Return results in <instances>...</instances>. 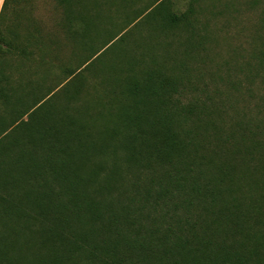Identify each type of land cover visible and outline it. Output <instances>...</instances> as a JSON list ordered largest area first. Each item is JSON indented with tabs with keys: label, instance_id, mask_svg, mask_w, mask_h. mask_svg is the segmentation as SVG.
<instances>
[{
	"label": "trees",
	"instance_id": "1",
	"mask_svg": "<svg viewBox=\"0 0 264 264\" xmlns=\"http://www.w3.org/2000/svg\"><path fill=\"white\" fill-rule=\"evenodd\" d=\"M194 2L188 0L187 8L176 12L171 0H148L123 20L131 25L142 16L146 27L154 28V33L147 30L151 35L179 32L191 26ZM7 3L4 0L0 11V25ZM75 4L85 5V0H73ZM73 11L65 13L67 21L92 18ZM86 27L65 31L73 42L108 33L110 42L124 33ZM101 48L59 77L43 54L38 61L27 56L31 66L18 63L17 52L33 51L0 30V142L14 141L12 128L25 125L50 130L47 136L63 138L60 143L74 138L78 144L59 154L48 152L49 148L38 161H31L22 148H0V264H256L252 252L227 240L203 218L199 202L206 175L192 140L166 165L152 170L104 163L88 166L84 173L68 168V162L86 153L82 138L94 148L111 145L113 152L129 149L130 142L119 139L136 134L155 132L171 144L182 136L191 138L187 121L195 102L183 100V79L172 67L136 74L107 67L111 105L101 112L94 108L96 114L87 117L68 114L72 132L59 124L51 106L50 112L38 113L55 93L74 84L79 71L105 53L82 67ZM70 99L62 104L70 105ZM25 115L32 124L23 119ZM261 229L259 239L264 237Z\"/></svg>",
	"mask_w": 264,
	"mask_h": 264
},
{
	"label": "rangeland",
	"instance_id": "2",
	"mask_svg": "<svg viewBox=\"0 0 264 264\" xmlns=\"http://www.w3.org/2000/svg\"><path fill=\"white\" fill-rule=\"evenodd\" d=\"M171 1L176 12L188 6V0ZM72 2L8 0L3 10L2 34L33 51L31 55L17 52L18 63L31 66L27 56L38 61L43 54L54 74L63 77L65 69L77 67L103 46L82 67L105 53L79 71L74 84L55 93L38 113L50 112L51 106L59 124L70 130L68 114L82 118L96 114L95 109H107L113 99L107 67L126 74L172 67L182 76L183 100L195 102V110L187 121L191 138L182 136L171 144L155 132L136 134V138H120L121 143L130 142V148L115 152L111 145L94 148L82 138L86 153L68 162V168L84 173L88 166L104 163L152 170L166 165L182 151L180 147L191 146L188 142L192 140L206 175L199 202L203 218L227 240L252 252L256 264H264V237H257L264 228V0H195L191 26L167 35L148 33L154 28H147L142 16L127 25L120 15L113 25L118 29H102L124 31L121 38L110 42V33L102 35L105 38L73 42L69 31L55 27L65 22L67 11L80 15L88 5L86 0L85 5ZM68 99L70 105L62 104ZM23 119L33 123L28 115ZM11 133L15 140L0 142V148H22L31 161L40 160L49 148L48 152L59 154L78 145L74 138H65L64 143H60L63 138H49L52 132L48 129L18 125Z\"/></svg>",
	"mask_w": 264,
	"mask_h": 264
},
{
	"label": "crops",
	"instance_id": "3",
	"mask_svg": "<svg viewBox=\"0 0 264 264\" xmlns=\"http://www.w3.org/2000/svg\"><path fill=\"white\" fill-rule=\"evenodd\" d=\"M89 3L87 8H83L82 13L92 18L86 21L81 20H65L55 27L61 30H70L76 28H83L87 25L86 29L102 30V29H118L114 27L120 19V15H135L148 0H106L105 2L97 1L95 4L90 3L92 0H87ZM4 0H0V11L2 9ZM121 7V8H120ZM121 9V10H119ZM123 19V18H122Z\"/></svg>",
	"mask_w": 264,
	"mask_h": 264
}]
</instances>
